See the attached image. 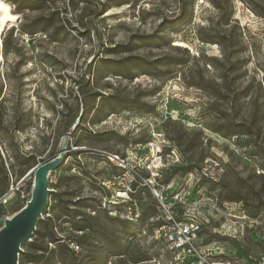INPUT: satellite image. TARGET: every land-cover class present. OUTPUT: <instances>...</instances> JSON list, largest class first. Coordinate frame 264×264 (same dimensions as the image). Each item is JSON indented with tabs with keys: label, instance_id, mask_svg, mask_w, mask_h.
Listing matches in <instances>:
<instances>
[{
	"label": "rangeland",
	"instance_id": "374dc122",
	"mask_svg": "<svg viewBox=\"0 0 264 264\" xmlns=\"http://www.w3.org/2000/svg\"><path fill=\"white\" fill-rule=\"evenodd\" d=\"M5 1L18 19L1 37L0 193L12 179L22 192L0 231L48 173L18 264H143L133 231L159 219L153 194L181 189L205 198L217 259L258 264L264 0Z\"/></svg>",
	"mask_w": 264,
	"mask_h": 264
},
{
	"label": "built area",
	"instance_id": "2783aa9c",
	"mask_svg": "<svg viewBox=\"0 0 264 264\" xmlns=\"http://www.w3.org/2000/svg\"><path fill=\"white\" fill-rule=\"evenodd\" d=\"M155 146L160 145L157 143ZM19 183L12 179L9 190L0 193V215L11 197L22 192ZM153 195L157 200L156 207L161 212L157 220L160 222L151 224L147 231L143 229L137 233L148 237L152 251L143 264H230L217 259L213 247L201 240L204 220L200 209L205 204L204 197L190 200L191 194H186L185 189L171 194L169 198H166V194ZM134 217L138 218L139 215L135 214ZM258 264H264V258Z\"/></svg>",
	"mask_w": 264,
	"mask_h": 264
},
{
	"label": "water",
	"instance_id": "95a60500",
	"mask_svg": "<svg viewBox=\"0 0 264 264\" xmlns=\"http://www.w3.org/2000/svg\"><path fill=\"white\" fill-rule=\"evenodd\" d=\"M35 177L39 183L32 201L0 231V264H18L20 246L30 240L37 220L46 208L48 190L44 168L38 169Z\"/></svg>",
	"mask_w": 264,
	"mask_h": 264
},
{
	"label": "bare ground",
	"instance_id": "6f19581e",
	"mask_svg": "<svg viewBox=\"0 0 264 264\" xmlns=\"http://www.w3.org/2000/svg\"><path fill=\"white\" fill-rule=\"evenodd\" d=\"M17 19H18V13L13 12L10 5L5 0H0V47H2V38H1L2 32L5 30L6 27H9ZM1 58H2V55H1ZM153 172L157 173V169L155 170L153 168ZM45 175H46V177H48L47 172H45ZM38 183H39V181H38L37 177H35L34 183H33V192H35L37 190ZM124 193L127 194V192H125V191H119V190L117 191V194H120V195H122ZM33 197H34V193L31 197H29V199L27 200V202L23 206H25L27 203L32 201ZM21 209L18 210L14 216L9 217V220H13V218L19 216Z\"/></svg>",
	"mask_w": 264,
	"mask_h": 264
},
{
	"label": "trees",
	"instance_id": "16d2710c",
	"mask_svg": "<svg viewBox=\"0 0 264 264\" xmlns=\"http://www.w3.org/2000/svg\"><path fill=\"white\" fill-rule=\"evenodd\" d=\"M154 206H155V208L157 209L156 205H154ZM159 222H160V221H157V222H154V223H151V224L154 225V224H157V223H159ZM151 224H150V226H151ZM150 226H149V227H150ZM139 232H140V231H133L134 234H137V233H139ZM134 234H133V235H134ZM133 235L131 234V235H129V236H133ZM31 245L34 246L35 243L32 242ZM26 254H27L26 252H23V255H24V256H25ZM120 255H123V253H120L118 256H120ZM31 259H32V258H31Z\"/></svg>",
	"mask_w": 264,
	"mask_h": 264
}]
</instances>
